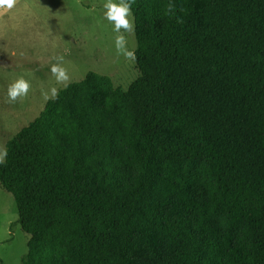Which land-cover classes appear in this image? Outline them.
<instances>
[{"label": "trees", "instance_id": "16d2710c", "mask_svg": "<svg viewBox=\"0 0 264 264\" xmlns=\"http://www.w3.org/2000/svg\"><path fill=\"white\" fill-rule=\"evenodd\" d=\"M131 12L129 89L90 74L7 143L23 264H264V0Z\"/></svg>", "mask_w": 264, "mask_h": 264}, {"label": "rangeland", "instance_id": "374dc122", "mask_svg": "<svg viewBox=\"0 0 264 264\" xmlns=\"http://www.w3.org/2000/svg\"><path fill=\"white\" fill-rule=\"evenodd\" d=\"M106 2L13 0L11 7L0 5V161L5 159L7 143L69 84L98 74L126 91L141 76L135 61L133 14L131 30H121L125 45L118 51V33L104 18ZM57 57H63L67 81L58 82L50 71ZM21 77L29 82V92L9 102L7 88ZM18 219L13 195L0 186V261L4 264H23L28 254L30 235Z\"/></svg>", "mask_w": 264, "mask_h": 264}, {"label": "clouds", "instance_id": "9594fccd", "mask_svg": "<svg viewBox=\"0 0 264 264\" xmlns=\"http://www.w3.org/2000/svg\"><path fill=\"white\" fill-rule=\"evenodd\" d=\"M13 0H0V5L6 4L11 7ZM134 0H119V2H113V0H107L103 5L104 18L113 25V31L118 33L115 37V46L117 50H122L125 45V37L121 33V30L125 32L131 30V23L129 17L131 15V6ZM132 55V53H127ZM57 63L53 64L50 71L56 77L57 81H67L68 76L66 70L61 66L63 57H57ZM30 88L29 82L23 77L15 80L7 88V98L9 102H15L18 98L24 97L28 94ZM52 94L55 95V89L52 90ZM2 162V161H0Z\"/></svg>", "mask_w": 264, "mask_h": 264}]
</instances>
